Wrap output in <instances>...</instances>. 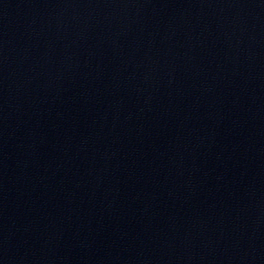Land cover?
<instances>
[{
  "label": "water",
  "instance_id": "95a60500",
  "mask_svg": "<svg viewBox=\"0 0 264 264\" xmlns=\"http://www.w3.org/2000/svg\"><path fill=\"white\" fill-rule=\"evenodd\" d=\"M0 264H264V0H0Z\"/></svg>",
  "mask_w": 264,
  "mask_h": 264
}]
</instances>
